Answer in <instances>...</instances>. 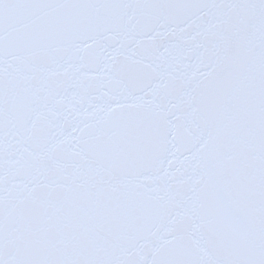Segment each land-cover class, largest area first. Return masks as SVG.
I'll return each mask as SVG.
<instances>
[{"label": "snow or ice", "instance_id": "snow-or-ice-1", "mask_svg": "<svg viewBox=\"0 0 264 264\" xmlns=\"http://www.w3.org/2000/svg\"><path fill=\"white\" fill-rule=\"evenodd\" d=\"M0 264H264V0H0Z\"/></svg>", "mask_w": 264, "mask_h": 264}]
</instances>
